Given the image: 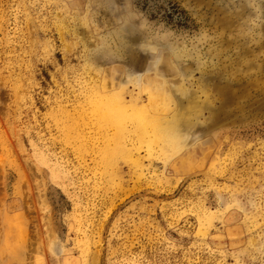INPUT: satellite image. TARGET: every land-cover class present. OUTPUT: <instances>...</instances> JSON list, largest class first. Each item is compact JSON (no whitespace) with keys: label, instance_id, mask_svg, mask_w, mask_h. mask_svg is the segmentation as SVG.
Listing matches in <instances>:
<instances>
[{"label":"rangeland","instance_id":"1","mask_svg":"<svg viewBox=\"0 0 264 264\" xmlns=\"http://www.w3.org/2000/svg\"><path fill=\"white\" fill-rule=\"evenodd\" d=\"M0 264H264V0H0Z\"/></svg>","mask_w":264,"mask_h":264}]
</instances>
